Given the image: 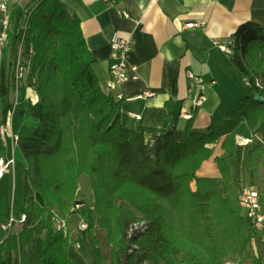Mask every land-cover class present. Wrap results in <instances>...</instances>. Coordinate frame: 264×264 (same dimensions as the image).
I'll list each match as a JSON object with an SVG mask.
<instances>
[{
  "label": "trees",
  "instance_id": "1",
  "mask_svg": "<svg viewBox=\"0 0 264 264\" xmlns=\"http://www.w3.org/2000/svg\"><path fill=\"white\" fill-rule=\"evenodd\" d=\"M15 15L14 10L12 20ZM12 39L0 59V159L9 160L3 128L11 114L20 121L33 115L39 125L33 134L17 139L26 165L14 163L12 204L0 195V264H90L54 227L56 214L67 218L72 210L88 223L85 234L94 242L93 264H104L95 228L106 231L111 264H226L234 259L241 264L245 257L264 264L252 248L263 228L244 217L240 189L227 164L241 127L256 129L264 123V26L246 21L233 33L231 60L251 83L253 94L225 117H213L205 132L194 128L195 112L177 129L171 100L166 102L174 115L170 127L125 126L123 101L103 89L80 19L61 0H35L26 27ZM21 41L34 45L30 75L36 78L39 98L14 104ZM261 135V144L247 147L244 172L257 170L264 159V127ZM222 138L227 153L217 159L222 177L197 176L201 163L212 156L209 144ZM23 173L43 205L34 196L22 204ZM82 174L90 176L94 204L78 198ZM21 214L26 219L19 232L3 228ZM139 221L145 226L130 233Z\"/></svg>",
  "mask_w": 264,
  "mask_h": 264
},
{
  "label": "crops",
  "instance_id": "2",
  "mask_svg": "<svg viewBox=\"0 0 264 264\" xmlns=\"http://www.w3.org/2000/svg\"><path fill=\"white\" fill-rule=\"evenodd\" d=\"M23 1H9L11 12L16 11L11 21V38L27 25L28 17L25 20L23 18L25 11ZM61 1L80 19L88 48L96 57L93 67L103 89L115 97L118 93H123L124 98L119 100L123 101L122 122L127 127L139 129L141 124L151 128L170 127L174 115L168 110L166 102L171 100L178 115L177 129H183L190 119L187 115H193L195 112L194 128L205 132L208 131L213 117H225L240 105L244 96L253 94L251 83L231 60L230 43L233 33L242 23L253 21L264 26V0ZM125 13L129 16L126 17ZM115 32L134 40V48L126 55V63L129 67L137 68L135 72L137 78H131L115 90H109L112 62L110 40ZM189 72L201 78L197 92L191 91ZM147 91H152L153 94L148 95ZM198 92L206 98L202 105L196 107L193 96ZM24 98L37 101L39 96L36 90L30 91L29 88L16 89L11 93V102L14 104ZM67 106V101L63 100L62 111H65ZM38 125L39 119L33 115L26 116L23 121L17 120L14 115L9 117L4 127V137L8 145L7 157L13 159L14 163L19 161L26 165L17 139L19 136L33 134ZM263 127L264 123L256 129L241 127L237 135L253 137L254 140L248 145L237 143L234 154L227 157V164L237 188L240 189L243 185L258 188L263 193L264 202V159L257 170L252 168L243 171L247 147L262 143ZM150 134L151 132H146L147 137ZM223 139L209 144L213 149L212 156L201 163L196 172L197 176L222 177L217 159L227 154L222 146ZM14 168L13 164L3 176H0V195L6 199L13 195ZM7 174L9 180L6 189L2 180ZM21 186L24 206L27 205L30 196H34L42 205L45 203L43 197L33 190L25 173L21 175ZM192 187L195 189V182L192 183ZM87 201L92 203L90 200ZM72 219L73 217L70 220ZM100 231L104 232L102 229ZM261 233L259 231L258 238ZM72 237L71 242L80 251L83 245L79 235L74 236L75 241ZM110 248L112 250V245ZM257 255L264 262V247ZM108 262L111 264V255ZM241 264H256V259L245 257Z\"/></svg>",
  "mask_w": 264,
  "mask_h": 264
},
{
  "label": "built area",
  "instance_id": "3",
  "mask_svg": "<svg viewBox=\"0 0 264 264\" xmlns=\"http://www.w3.org/2000/svg\"><path fill=\"white\" fill-rule=\"evenodd\" d=\"M10 0H0V53L4 49L9 41L11 40L10 31H11V20L12 12L10 9ZM125 16H129L128 13H125ZM26 27V26H25ZM23 27V28H25ZM22 28V29H23ZM15 38V37H14ZM14 38L12 40H14ZM110 47L112 50V62L110 65V79L108 81V89L115 90L116 87L120 86L125 81H128L131 78H137L135 74L137 68L135 66L129 67L126 63V55L130 53L134 48V40L131 37H126L118 32H115L110 40ZM34 53V45L29 44L25 46L24 41H21L18 47V56L15 64V84L16 89L21 86V83L31 79V83H27V87H34L36 84V78L30 75V56ZM131 72L133 74H131ZM189 78L191 80V91L192 93L198 88H200L201 78L195 75L192 72H189ZM257 85H261L260 81H257ZM35 89V88H33ZM148 95L153 94L152 91H147ZM117 99L124 98L123 93H118L116 95ZM205 95L200 94L199 92L193 96V103L196 107L202 105L205 100ZM13 116L11 114L9 117ZM188 118L192 117V114L187 115ZM5 133V128H3V135ZM237 143L240 145H248L253 142V137H245L242 135H237ZM14 164L13 159L8 161L0 159V176ZM263 193L255 187L249 185H243L240 188L239 193V204L242 208L243 215L253 227L263 228V234L257 240H253L252 248L255 254H258L261 249L264 247V202L262 200ZM80 205L77 206L79 208ZM26 219L25 214H21V217L18 218L20 222H24ZM17 219L12 216L9 222L6 225H3L4 229L11 231L13 223ZM82 226L87 227V223L83 222ZM145 226V221H139L133 223L130 228V233L142 229ZM65 221H62L59 229H65Z\"/></svg>",
  "mask_w": 264,
  "mask_h": 264
},
{
  "label": "rangeland",
  "instance_id": "4",
  "mask_svg": "<svg viewBox=\"0 0 264 264\" xmlns=\"http://www.w3.org/2000/svg\"><path fill=\"white\" fill-rule=\"evenodd\" d=\"M34 2H35V0H24L23 1V3L25 4V11L23 14L24 20L26 19V17H28V10ZM12 15H13V13H12ZM30 81H31V79L29 78V80L23 82V84L21 83V86L18 89H22V87H24L26 89L29 88L30 91H34L35 89H33V88H35V87H27V85H26L27 83L29 84ZM15 90H16V88L12 92L14 93ZM0 118H1V110H0ZM6 137H7V135H6ZM8 180H9V176L7 174L2 180L3 184H4L3 186L6 189L8 187ZM79 197L82 199H85V200H90V201H92L91 204H94V194H93L90 176L88 174H82V176L80 177ZM12 198H13V195L7 199L9 205L12 202ZM71 217H73L72 221L70 220ZM62 221H65V225H66V228L64 230L59 229L60 225L62 224ZM83 222H85V221L79 215V213H77V210H72L70 215L67 218L62 217L59 214H56L53 218V224H54L55 229L62 230L63 233L70 238V240H71V236H73L72 240L75 241L76 238L74 236L79 235V239L81 240V244L83 245L80 248L79 252L82 254V256L85 258V260L88 263L93 264L95 262L94 242H93L92 237L89 234H85V231L88 229V223H87V227L84 228L82 226ZM22 224H23V222H20L17 219V221L13 223L11 231L12 232H19L22 228ZM100 229H102V228H95L93 231V234L96 236L99 247L102 251V256H103V259L105 260L104 264H109L108 258H110L111 251H112L110 248L111 245L107 240L106 231L104 229H102V230H104V232H105L104 233V232L100 231ZM85 240L87 241V243ZM76 248L78 249L77 246H76ZM239 263L240 262L237 259L226 261V264H239Z\"/></svg>",
  "mask_w": 264,
  "mask_h": 264
},
{
  "label": "water",
  "instance_id": "5",
  "mask_svg": "<svg viewBox=\"0 0 264 264\" xmlns=\"http://www.w3.org/2000/svg\"><path fill=\"white\" fill-rule=\"evenodd\" d=\"M255 98H256L257 100H263V98H262L261 95H256Z\"/></svg>",
  "mask_w": 264,
  "mask_h": 264
}]
</instances>
